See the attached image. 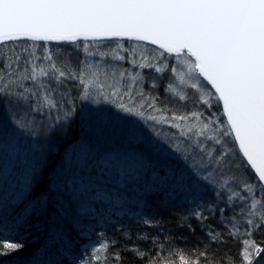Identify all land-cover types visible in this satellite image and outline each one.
Here are the masks:
<instances>
[{
    "label": "snow or ice",
    "instance_id": "obj_1",
    "mask_svg": "<svg viewBox=\"0 0 264 264\" xmlns=\"http://www.w3.org/2000/svg\"><path fill=\"white\" fill-rule=\"evenodd\" d=\"M76 116L87 131L61 154L54 141ZM113 120L129 125L132 143L101 153L100 139L118 134ZM93 158L183 195L177 227L194 234L195 220L204 235L192 249L199 255L178 251V264H264V0H0V182L7 161L13 204H25L10 222L0 196V264L25 250L8 237L33 216L47 228V259L34 264H124L129 250L145 257L136 246L110 251L117 240L104 234L77 247L92 231L84 218L96 216L84 199ZM65 193L67 203L57 199ZM92 195L113 201L101 189Z\"/></svg>",
    "mask_w": 264,
    "mask_h": 264
},
{
    "label": "trees",
    "instance_id": "obj_2",
    "mask_svg": "<svg viewBox=\"0 0 264 264\" xmlns=\"http://www.w3.org/2000/svg\"><path fill=\"white\" fill-rule=\"evenodd\" d=\"M83 103L79 107H83ZM142 123L137 127L143 128L148 133L145 123ZM122 129L127 131L125 135H120L119 132L117 134V136H120L119 139L114 135H105L101 138L98 150L101 153H124L121 152L122 148H130L132 138L128 133L131 130L128 125L123 126ZM86 131L85 123H82L81 118L79 116L74 117L68 135L54 141L60 146L61 154L65 149L70 153L76 143L84 137ZM148 134L150 135V133ZM59 159V156L54 158L56 163L59 162ZM85 172L86 175L83 176V179L88 182V190L84 199L91 201V207L95 210L96 216L84 218V223L90 225L92 231L89 237H80L77 240L78 248L87 247L89 243H97L98 237L104 234L117 240L115 248H110V251H120L124 245H127L129 249L136 246L145 251L146 255L143 259L136 257L130 250L122 251L124 264H178L176 260L178 251H183L190 260L194 255H199V252H192V249L197 248L200 243L199 238L204 235L197 226V222L192 220V225L195 227L194 234L190 233L187 228L177 227V216L185 213L188 209L181 193L173 192L170 189L162 190L160 187L153 185L150 173L141 174L139 179H135L131 172L125 176L119 174L111 165L101 167L94 158L85 167ZM76 174L80 175L78 171ZM9 177H11V174ZM14 187L15 185L2 191V196H6L9 201L10 222L21 215L25 207L24 203L13 204ZM96 189L111 193L113 201L95 200L92 193ZM69 195L65 193L57 199L64 200L67 203L66 198ZM117 200L119 203L115 202ZM78 206L77 201L73 199L72 207L75 209ZM54 214L55 209L53 207L50 209L48 216L40 219V223L47 224ZM141 217L154 218L161 223L157 226L146 225L141 222ZM36 220L37 217L33 216L29 221L30 227H22L19 229L18 234L13 233L8 237L10 240H25L27 244L24 251L7 258L9 264H34L38 258L47 259V257L42 256L43 245L47 238V228L37 229L35 226ZM125 232L129 233L131 238L125 236ZM141 234H145L149 238L147 240L137 239V236ZM153 237H158L155 243ZM165 237H169V239L165 240ZM109 264H115V262L109 261Z\"/></svg>",
    "mask_w": 264,
    "mask_h": 264
},
{
    "label": "rangeland",
    "instance_id": "obj_3",
    "mask_svg": "<svg viewBox=\"0 0 264 264\" xmlns=\"http://www.w3.org/2000/svg\"><path fill=\"white\" fill-rule=\"evenodd\" d=\"M101 106H103V107H106V108H108L109 109V111L110 112H112V113H117V110L116 109H114V108H112V107H110V106H107V105H103V104H101V105H95V104H89L87 101H84V103H83V107L82 108H85V109H96V108H98V107H101ZM118 115L119 116H124L125 114H122V113H118ZM126 119L127 120H132V121H134L135 122V125L136 126H138V125H140V124H143L142 122L143 121H140L139 120V118H135V117H126ZM83 123V122H82ZM145 123V122H144ZM127 124L125 123V121L124 120H113L112 121V126L114 127V128H116L117 129V133H119L121 130H122V127L123 126H126ZM129 126V125H128ZM117 139H119L120 138V136H117V135H114ZM131 137V136H130ZM123 150L121 151V152H125L127 149H129V147H127V149L126 148H122ZM6 163V166H7V168H8V172L6 173V183H4V182H0V196H2V191H4L5 190V188H6V190H8V189H10L13 185H15V179L16 178H11V177H16V175H15V173L12 171V165L11 164H9V163H7V161L5 162ZM11 174V177H9V175Z\"/></svg>",
    "mask_w": 264,
    "mask_h": 264
}]
</instances>
